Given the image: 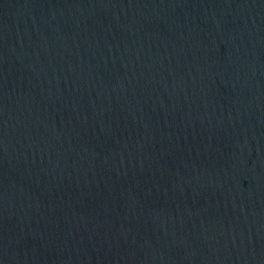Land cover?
<instances>
[{"label":"water","instance_id":"1","mask_svg":"<svg viewBox=\"0 0 264 264\" xmlns=\"http://www.w3.org/2000/svg\"><path fill=\"white\" fill-rule=\"evenodd\" d=\"M0 264H264V0H0Z\"/></svg>","mask_w":264,"mask_h":264}]
</instances>
